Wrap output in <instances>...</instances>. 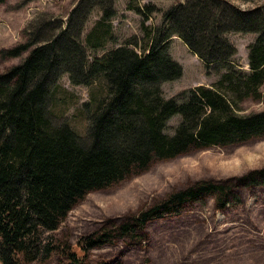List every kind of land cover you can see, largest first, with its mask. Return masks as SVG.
Here are the masks:
<instances>
[{"label":"trees","instance_id":"trees-1","mask_svg":"<svg viewBox=\"0 0 264 264\" xmlns=\"http://www.w3.org/2000/svg\"><path fill=\"white\" fill-rule=\"evenodd\" d=\"M94 8L104 20L115 15L113 0H78L63 24L41 19L25 43L0 51L4 57L27 52L0 72V264H48L54 254L58 264H87L88 250L110 243L114 232L116 237L144 233L147 220L208 196L222 209L229 195L239 198L231 183L204 180L119 223L106 220L76 245L61 243L54 234L86 194L155 160L264 135V110L240 112L246 99L261 97L264 84V4L242 9L227 0H185L164 10L160 25L144 27L147 47L127 41L89 61L81 32ZM144 8L151 12L148 5L134 10L141 14ZM227 33L255 34L247 70L234 61L237 50ZM173 36L217 79L166 98L162 84L182 75L169 53ZM145 47L147 52L137 51ZM63 74L84 86L99 74L105 78L107 96L87 112L85 138L50 115L51 91ZM174 116L178 122L168 127ZM239 182L264 183V168Z\"/></svg>","mask_w":264,"mask_h":264},{"label":"rangeland","instance_id":"rangeland-1","mask_svg":"<svg viewBox=\"0 0 264 264\" xmlns=\"http://www.w3.org/2000/svg\"><path fill=\"white\" fill-rule=\"evenodd\" d=\"M78 0H6L0 5V51L29 39L32 25L41 19L65 22ZM185 0H113L115 15L102 18L98 8L89 14L82 32L88 60L124 42L146 46L144 33L162 22V13L169 6ZM247 9L263 5L264 0H227ZM150 6L137 13L134 9ZM38 25V24H37ZM236 47L234 61L247 68L248 45L255 34L227 33ZM169 53L182 66V75L162 84L168 98L183 89L211 84L217 74L205 73L203 63L177 36L171 37ZM137 51L147 52V49ZM27 55L4 57L0 53V72ZM107 96L102 74L88 86L70 83L63 74L51 91L50 115L56 122H66L82 138L88 130L87 112ZM87 104L88 106H86ZM264 110V84L259 99H246L241 113ZM178 116L168 121L174 126ZM264 168V135L226 147L208 146L194 149L167 160H155L145 170L118 183L86 194L68 212L54 233L61 243L76 245L87 235L98 232L106 220L115 222L137 214L141 209L161 201L169 193L182 190L198 181L230 182L236 199L217 209L213 196L186 203L180 212L147 220L144 233L133 237H116L110 243L88 250L87 264H264V183L239 185V178ZM111 229V228H110ZM109 229V230H110ZM140 236L142 237L141 240ZM57 254L48 264H58Z\"/></svg>","mask_w":264,"mask_h":264}]
</instances>
